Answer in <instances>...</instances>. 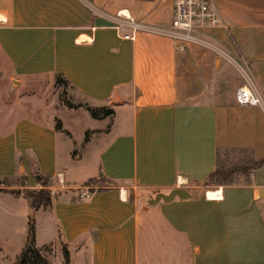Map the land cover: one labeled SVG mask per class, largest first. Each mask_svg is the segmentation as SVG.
<instances>
[{"label":"crops","instance_id":"0c3cea01","mask_svg":"<svg viewBox=\"0 0 264 264\" xmlns=\"http://www.w3.org/2000/svg\"><path fill=\"white\" fill-rule=\"evenodd\" d=\"M212 2L221 24L202 37L248 67L264 100V0ZM119 14L167 27L173 0H0V55L14 78L60 77L74 100L114 110L81 126L85 149L102 141L94 161L68 147L64 163L58 132L74 138L64 120L1 113L0 180L19 186L0 187V200L17 202L26 226L49 228L45 240L34 233L36 247L62 244L85 264H264V109L238 103L229 60L118 27ZM227 152L262 163L206 184ZM35 174L51 182L44 208L8 192L38 189ZM173 189L189 196L151 203Z\"/></svg>","mask_w":264,"mask_h":264},{"label":"rangeland","instance_id":"374dc122","mask_svg":"<svg viewBox=\"0 0 264 264\" xmlns=\"http://www.w3.org/2000/svg\"><path fill=\"white\" fill-rule=\"evenodd\" d=\"M67 101L80 105L69 107ZM86 104L82 103V101L74 100L66 89V84L60 80H55L54 85L43 78L32 79L22 83L10 74L7 62L0 55V114L13 115L27 110L31 115L43 121L54 118L56 122L48 121L49 123H44L56 125L58 128H61V120H64V128L70 127L74 138L66 136L65 131L59 130L57 136V157L60 163H64L68 147L72 151H77L79 155H88L87 158L91 161H94L96 157V152L99 150L102 141L95 142L90 151H88L85 149V143L89 141L88 133L86 132L82 136L79 134L81 126L92 121L90 113L84 112ZM74 114L83 117L69 118L70 115ZM221 159L222 162L218 165L220 171L224 167H233L237 163H241L239 160L241 159L240 155L235 152L224 153ZM232 179L234 180L235 176H232ZM96 182L97 185L105 184L104 179L101 177ZM18 184L19 181L15 183L3 181L0 187L19 186ZM19 209L20 206L13 200H0V264H14L15 255L21 251L25 243L29 225L26 226L25 221H29V217L27 215H17ZM14 210L16 213L12 214ZM32 229L33 236L36 232L38 241L41 238L45 240L50 233L47 226L40 229L36 223L34 225L32 223ZM42 255L46 264H85L88 260V255L76 254L72 249L66 250L59 243H56L55 246H46L42 251Z\"/></svg>","mask_w":264,"mask_h":264},{"label":"built area","instance_id":"2783aa9c","mask_svg":"<svg viewBox=\"0 0 264 264\" xmlns=\"http://www.w3.org/2000/svg\"><path fill=\"white\" fill-rule=\"evenodd\" d=\"M118 27L126 26L132 31H145L163 35L179 43L180 49L191 43L206 47L225 59L232 62L242 78V84L236 89V99L239 104L258 106L264 109L262 99L254 84L247 66L240 65L221 49L202 37V31L206 28L219 26L221 19L213 6L212 0H173L172 19L167 27H152L125 15H117ZM125 38H133L129 34ZM80 198H88L89 193L82 192Z\"/></svg>","mask_w":264,"mask_h":264},{"label":"trees","instance_id":"16d2710c","mask_svg":"<svg viewBox=\"0 0 264 264\" xmlns=\"http://www.w3.org/2000/svg\"><path fill=\"white\" fill-rule=\"evenodd\" d=\"M56 80H60L65 82L60 77H57ZM67 105L69 107L79 106L80 104H75L70 101H67ZM86 109L90 113L93 118H104L107 116H112L114 114V110L111 107L99 106V107H90L86 106ZM262 161H252L246 165H235L233 167H224L221 171L218 169V165L216 169L211 172L206 179V184H230L233 182L232 176L237 172H242L246 174L251 169H256L261 165ZM104 179V177H101ZM34 180L39 184L38 189H23V191H18L17 189H11L8 192L14 195L19 193L28 201L29 206L32 209H36L39 207H46L50 203V193L48 187L50 186V179L47 176H43L40 174L34 175ZM3 181H8L7 179H1L0 184ZM90 181H88L89 183ZM1 190V189H0ZM46 248V246H42L40 248L34 245V236L32 223L30 222L28 225L27 235L25 238V243L21 248L18 256L15 259L14 264H46L45 258L42 255V251Z\"/></svg>","mask_w":264,"mask_h":264},{"label":"water","instance_id":"95a60500","mask_svg":"<svg viewBox=\"0 0 264 264\" xmlns=\"http://www.w3.org/2000/svg\"><path fill=\"white\" fill-rule=\"evenodd\" d=\"M189 194L186 192V190L183 189H173L169 193L164 194V193H157L155 197L151 200V203H156L160 200L168 202L172 200L175 197L178 198H187Z\"/></svg>","mask_w":264,"mask_h":264}]
</instances>
